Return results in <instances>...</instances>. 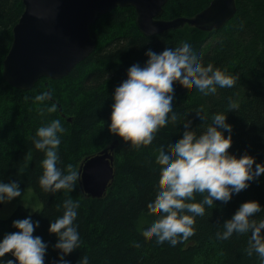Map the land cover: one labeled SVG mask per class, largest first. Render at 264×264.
Segmentation results:
<instances>
[{"label": "trees", "instance_id": "1", "mask_svg": "<svg viewBox=\"0 0 264 264\" xmlns=\"http://www.w3.org/2000/svg\"><path fill=\"white\" fill-rule=\"evenodd\" d=\"M210 1L167 0L161 19ZM235 2L219 30L153 36L116 7L67 76L23 91L2 77L22 0H0V193L42 204L0 219V264H264V0ZM115 140L90 198L79 167Z\"/></svg>", "mask_w": 264, "mask_h": 264}, {"label": "water", "instance_id": "2", "mask_svg": "<svg viewBox=\"0 0 264 264\" xmlns=\"http://www.w3.org/2000/svg\"><path fill=\"white\" fill-rule=\"evenodd\" d=\"M167 0H22L23 12L12 28V42L2 64V77L13 88L29 91L43 77L67 76L95 48L90 27L116 7H133L136 25L145 36L184 27L211 32L235 14V0H211L193 17L161 19ZM87 157L78 175L83 192L101 198L114 180L113 150ZM0 203V207H1Z\"/></svg>", "mask_w": 264, "mask_h": 264}, {"label": "rangeland", "instance_id": "3", "mask_svg": "<svg viewBox=\"0 0 264 264\" xmlns=\"http://www.w3.org/2000/svg\"><path fill=\"white\" fill-rule=\"evenodd\" d=\"M0 203V219L8 218L19 207L30 213L42 208L41 202L31 189L14 186L0 193Z\"/></svg>", "mask_w": 264, "mask_h": 264}, {"label": "bare ground", "instance_id": "4", "mask_svg": "<svg viewBox=\"0 0 264 264\" xmlns=\"http://www.w3.org/2000/svg\"><path fill=\"white\" fill-rule=\"evenodd\" d=\"M110 146H111V145H110ZM110 146H109V147H110ZM109 147H108V148H109Z\"/></svg>", "mask_w": 264, "mask_h": 264}]
</instances>
